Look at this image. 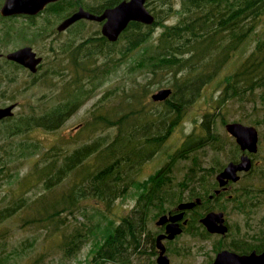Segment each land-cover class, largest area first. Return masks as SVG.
<instances>
[{"label":"trees","instance_id":"obj_1","mask_svg":"<svg viewBox=\"0 0 264 264\" xmlns=\"http://www.w3.org/2000/svg\"><path fill=\"white\" fill-rule=\"evenodd\" d=\"M121 1L105 0L99 7L88 6L84 2L80 4L93 13H100L104 8L113 7ZM163 1L170 5L166 14L153 13L156 20L152 25L130 22L119 38L125 40L120 49L124 57L134 52L140 53L133 68H145L151 74L149 82L128 89L122 88V92L115 93V97L121 95L123 98L118 109L112 113L109 109L93 113V119L85 126L89 132L114 127L117 129L114 138L107 141L106 138L98 137L62 156L54 152L43 154L34 170L18 181L20 195L16 202L0 208V224L26 205V190L30 186L34 187V184L44 185L52 193L53 199L49 200L47 195H43L38 201L40 206L35 215L31 220H26L28 223L40 222L44 226L49 223L58 229L61 213L74 208L79 196L87 193L110 207L117 198L136 185L138 167L162 149L185 116L186 107L199 96L201 87L221 71L231 54L241 48L256 21L264 14V0H181L179 22L164 26L157 43H150L155 28L164 25V20L172 12L170 0ZM117 43L109 41L100 33L77 45L68 43L66 51L70 52L75 77L72 76L64 89L70 87L71 92L49 111L23 116L15 125L17 132H27L35 127L55 130L62 126L89 97L91 91H85L82 80H92L96 75L99 78L104 72L116 69ZM100 56H103V62ZM96 62L97 68L94 66ZM170 74L173 77L170 81L172 94L165 101L157 102L162 106L160 109H147L145 98L150 89L163 84L165 77ZM257 89H263L261 99L264 102V40L248 55L240 68L229 76L224 87V100L241 96L245 90L253 92ZM203 125L209 129V122ZM208 138L203 139L193 131L172 155V162L177 158H190V153L196 147L210 142ZM213 138L210 140H215ZM27 149V145L14 146L12 141L6 146L0 145V174L4 172L7 175L4 178L14 176L12 164L26 155ZM92 156L95 164L85 166L88 164L87 159ZM172 162L150 180L138 182L142 190L137 194L136 205L119 223H110L102 230L105 238L95 251V263L124 264L139 249L144 217H155L174 202L173 197H169L174 193V180L171 171L167 172V168H172ZM201 169L202 165L189 167L191 176L180 183L182 190L197 184L199 188L193 187L189 191L200 195ZM73 173L81 176L80 181L75 182L71 190L63 192L62 196L53 193V189ZM82 237L79 229L65 236L61 247L67 258H72L81 249L84 243ZM41 262L37 260L32 264ZM0 264H3L2 259Z\"/></svg>","mask_w":264,"mask_h":264},{"label":"rangeland","instance_id":"obj_2","mask_svg":"<svg viewBox=\"0 0 264 264\" xmlns=\"http://www.w3.org/2000/svg\"><path fill=\"white\" fill-rule=\"evenodd\" d=\"M75 1L74 4V0H64L63 12L65 16L78 6L76 3L84 2L88 6L99 7L105 2V0ZM147 2L148 8L154 14L158 12L163 15L169 10V3L163 0H147ZM170 2L172 3V12L164 20V25L155 28L150 43H157L158 37L165 29L164 26L177 24L181 19V0H170ZM63 12L60 14L62 15ZM58 16L46 13L43 18L51 19V22L56 20L57 24L61 20H58ZM24 24V20L4 21L0 19V29L2 27L4 29H7V27L17 29L30 26L28 23ZM36 24L43 25L45 23L40 21ZM56 24L53 27L55 31ZM29 31L30 33H26L24 40L16 37L10 41H5L6 36L0 30V49L9 50L23 41V43H27L28 40H31L32 43H35V49L45 55L42 68L33 77L25 70L15 71L12 65L4 63L3 60L0 62V80L3 79L2 82L0 81V106H6L15 101L20 103L11 119L0 122V145L6 146L12 141L14 146L25 144L29 147L26 150V155L12 164L14 167L12 178H4L7 176L4 172L0 174V208L16 202L20 195L17 187L18 181L28 172L34 170L36 162L43 154L47 152L53 154L54 152V154L59 153L62 156L86 143L92 142L98 137L106 138L107 141L112 140L117 133L116 128H104L89 132L85 129L86 124L93 119V113L98 114L106 109H109L110 112L118 109L123 98L121 95L115 97V93L122 92V88L128 89L133 85L147 84L151 77V74L145 68H133L135 67V60L140 54L139 52H134L128 57L121 54L120 49L123 48L125 40L123 38L119 39L116 48V69L108 73L104 72L99 78L96 75L92 80L88 78L82 80L85 91H91L89 97L62 126L55 130L35 127L27 132H17L15 125L23 116L33 113L35 115L43 114L71 92L70 87L64 89L72 76L75 77L73 75L75 68L71 61L70 52L66 51L68 43L77 45L90 36H96L98 33L102 34L100 23L85 20L62 34L58 42L61 41V45L62 43L66 44L65 51L61 52L60 49L53 54L49 52L46 40L43 39L44 36L32 29ZM263 40L264 14L256 21L254 29L240 46L241 48L231 54L221 71L201 87L199 96L186 107L185 116L179 126L168 137L162 149L138 167L136 181L141 183L150 180L166 164L171 163L172 155L176 153L186 137L193 131H196L203 139L208 138L210 134L214 137L213 139L218 137V139L210 140L212 137L210 136L208 138L210 142L196 147L190 153V158H177L174 163L172 162V168H167V172L171 171L170 175L174 180L172 191L179 196L183 191L180 183L186 177L191 176L190 166H217L226 163L234 156L236 143L225 129V124L233 121L253 122L257 126L260 131L261 152L259 156H264V102L261 99L263 89H257L253 92L245 90L241 93V96L225 100L223 96L224 87L229 76L240 68L248 55L256 50L257 45ZM100 61H104L103 56H100ZM98 62L94 64L96 68ZM8 72H11L10 76L15 75L13 82H10L8 77L4 78ZM172 78L170 74L165 77L163 84H157L150 89L145 98L147 109L156 110L162 107L160 103L154 102L151 96L161 88H172V82H170ZM125 101L127 103L126 99ZM206 121L209 122V129L203 125ZM224 146L228 147L219 148ZM54 148L57 149L53 151ZM258 159L257 169L262 176L259 174L254 175L248 181H244L243 184L252 182L259 190L264 189V179L262 178L264 177V160ZM87 163L85 166L94 165V156L87 159ZM80 171H83V169ZM199 174L203 175L202 172ZM80 179L81 176H76L73 173L71 177L55 187L53 193L62 196L63 192L71 190L74 183L80 181ZM138 182L126 194L117 198L110 207L88 193L80 195L75 207L62 212L59 216L61 224L58 229H55V226L51 227L49 223L44 226L40 222L28 223L26 221L31 220V217L35 215L36 209L40 206L38 201L43 195H47L49 200L53 199L52 193L46 190L44 185L34 184V187L30 186L26 190V205L21 207L19 212L12 218L0 224V260H3V264H32L37 260L42 261L40 264H98L93 261V258L96 249L105 238L102 230L110 223H119L122 217L130 213L136 205L137 194L142 190V185ZM174 197L173 199H175ZM228 211L232 223L243 220L241 217L243 215L236 212L233 207H229ZM262 215H264V197L262 205L258 209L256 223L259 222ZM76 229L81 230L84 243L72 258H67L61 245H63L65 236ZM179 245L186 246L190 252L182 257L176 256L173 259L174 264H207V260L209 261L211 255H213L212 242L201 241L189 235L182 236L175 246ZM138 252L139 249L124 264H141ZM99 264H102V262H99ZM103 264L120 263L105 262Z\"/></svg>","mask_w":264,"mask_h":264},{"label":"flooded vegetation","instance_id":"obj_3","mask_svg":"<svg viewBox=\"0 0 264 264\" xmlns=\"http://www.w3.org/2000/svg\"><path fill=\"white\" fill-rule=\"evenodd\" d=\"M6 0H0V19L4 21H19L24 20L25 24H30L29 27H21L14 29L12 27H7L4 29L2 27L3 35L5 41H10L16 37H20L24 40L26 33H30V29L36 33L44 36L46 40V46H48L49 52L55 53L61 49V52L65 51V43L61 41L58 42L63 33L80 24L81 19L76 21L74 24L69 26L65 30H59L60 24L74 12H76L80 7H84L80 3L78 6L66 16L64 15V0H59L56 2L49 3L43 10L37 14H12V15H3L1 9ZM74 0V4H75ZM117 5V4H116ZM85 8V7H84ZM104 8L100 13L101 14L105 9ZM86 9V8H85ZM61 12L62 15L60 14ZM55 14L59 15L57 18L60 20L56 24V20L51 22V19L43 18L44 14ZM62 17V18H61ZM45 20V21H44ZM44 22L43 25H38V22ZM90 21V20H89ZM97 22V21H95ZM101 24V29L103 22H98ZM24 24V25H25ZM55 28L53 29L54 25ZM102 33V31H101ZM103 35V34H101ZM104 36V35H103ZM27 37V36H26ZM120 38V37H119ZM109 40V39H108ZM119 40V39H118ZM117 40V41H118ZM110 41V40H109ZM24 42V41H23ZM19 43L16 47L11 49H0V62L3 60L4 63L12 65L13 70H25L32 77L34 74H37L42 68L45 62V55L35 49V43L31 40H28L27 43ZM112 42V41H111ZM57 46L55 47V45ZM59 46V47H58ZM31 47L33 51L37 53V56L42 57V62L37 66V72H33L29 67L7 57L9 53L15 52L19 49ZM6 73V72H5ZM4 75V73L2 72ZM11 72L5 74L4 78L8 77L10 82L15 80L14 76H10ZM1 82L3 79L0 80ZM15 104L13 109V116L15 115V109L20 105L18 101H15L9 105ZM0 106V107H7ZM13 116H7L0 119V122L4 120L11 119ZM239 122V121H233ZM229 123V122H228ZM243 123V122H240ZM246 125H251L257 128L253 122L243 123ZM225 124V129H226ZM259 133L258 140V149L257 151H250L249 149H243L241 145L237 142L236 138L231 135L227 129L229 136L235 140V153L226 163H221L217 166L205 167L202 165L201 172L203 173L201 179V192L192 194L193 192L189 191L191 188H199L197 184H191L190 187L183 189L182 194L176 195L172 193L170 196H175L174 202L169 204L167 208L158 212L157 216L144 217V230L141 234V241L139 246V259L141 264H163V256L167 257L169 264H174L173 259L176 256H185L190 251L186 246H175L182 236L189 235L193 238H196L201 241L212 242V254L207 264H214L215 260L219 253L224 251L235 253L239 256L251 255L252 253L262 254L264 253V215L260 216V220L257 221V213L259 207L262 205V200L264 197V189H257L253 183H245L254 175L262 174L257 169L259 164L258 158L264 160V156H259L260 154V131L257 128ZM218 139V137H215ZM228 146L219 147L226 148ZM243 156H247L250 159L251 167L249 170H239L237 171V176L239 178L234 180V178L225 177L226 181L224 184H221V181L218 179V175L223 173L226 167L231 163H240ZM261 161V160H260ZM263 172V171H261ZM264 179V177H262ZM261 196L260 198L258 196ZM194 202L193 207L180 208L182 203ZM229 207H233L234 210L242 214V221L237 223H232L230 220V213L228 211ZM222 213L223 222H217L218 225L226 227L225 232L211 231L209 227L203 222V219L210 213ZM162 217H165V220L161 222ZM243 222V223H242ZM173 225V231H169V226ZM217 225V226H218ZM259 228V229H258ZM163 261V260H162ZM183 264V263H180ZM264 264V263H262Z\"/></svg>","mask_w":264,"mask_h":264},{"label":"water","instance_id":"obj_4","mask_svg":"<svg viewBox=\"0 0 264 264\" xmlns=\"http://www.w3.org/2000/svg\"><path fill=\"white\" fill-rule=\"evenodd\" d=\"M59 0H6L1 13L3 15L12 14H37L43 10L49 3ZM86 19L90 21L103 22L102 34L110 41L115 42L119 39L123 31L128 27L130 22L138 21L146 25L154 24L156 17L147 6V0H123L113 7H109L101 14L93 13L84 7H80L71 16L67 17L59 26V30H65L76 21ZM7 57L15 60L26 67H29L33 72H37V66L42 62V57L37 56L31 47H25L15 52L9 53ZM173 90L170 87L161 88L152 94L151 98L154 102L165 101L170 97ZM15 104L7 107H0V119L13 116ZM227 131L233 135L243 149L257 151L259 133L256 127L246 125L240 122H229L226 125ZM251 167L250 159L243 156L240 163L231 162L223 173L218 175L221 184L226 181L225 177L234 178L237 180V171L249 170ZM194 202L182 203L180 208L193 207ZM222 213H210L203 222L211 231L225 232L226 227L220 226L217 222H223ZM165 220L162 217L161 222ZM218 225V226H217ZM173 225L169 226V231H173ZM163 260V261H162ZM161 262L169 264L167 257L163 256ZM264 263V253L239 256L235 253L224 251L219 253L214 264H262Z\"/></svg>","mask_w":264,"mask_h":264}]
</instances>
